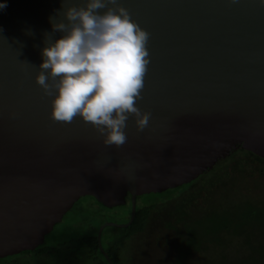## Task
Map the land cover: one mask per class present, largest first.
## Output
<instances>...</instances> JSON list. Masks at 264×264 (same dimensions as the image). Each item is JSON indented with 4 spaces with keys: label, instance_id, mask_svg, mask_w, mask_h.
Wrapping results in <instances>:
<instances>
[{
    "label": "water",
    "instance_id": "1",
    "mask_svg": "<svg viewBox=\"0 0 264 264\" xmlns=\"http://www.w3.org/2000/svg\"><path fill=\"white\" fill-rule=\"evenodd\" d=\"M5 2V0H0ZM81 0H69L79 4ZM0 10V259L32 251L80 198L106 208L177 188L240 148L264 159V0H120L150 33L138 107L152 114L105 147L81 119H51L35 82L63 0H6ZM68 6L67 4L64 5ZM32 34L29 35L28 33Z\"/></svg>",
    "mask_w": 264,
    "mask_h": 264
},
{
    "label": "clouds",
    "instance_id": "2",
    "mask_svg": "<svg viewBox=\"0 0 264 264\" xmlns=\"http://www.w3.org/2000/svg\"><path fill=\"white\" fill-rule=\"evenodd\" d=\"M6 7V0L0 2V10ZM57 13L62 18L53 22L50 17L52 31L63 35L53 40L45 34L47 46L35 76L43 94L52 97L51 119L72 124L79 118L105 147L122 148L130 117L138 133L152 119L151 112L137 106L149 71L150 33L120 0H63Z\"/></svg>",
    "mask_w": 264,
    "mask_h": 264
},
{
    "label": "trees",
    "instance_id": "3",
    "mask_svg": "<svg viewBox=\"0 0 264 264\" xmlns=\"http://www.w3.org/2000/svg\"><path fill=\"white\" fill-rule=\"evenodd\" d=\"M236 158L251 162L255 168L264 164V159L237 148L185 185L144 195L148 196L145 198L148 202L143 205L137 204L136 197L134 216L126 227H104L101 230L99 245L110 262L130 264L128 253L132 239L146 230L154 216L166 206L179 203L182 198L193 199L194 194H201L202 188L212 182L210 179L218 177L214 173ZM83 199L91 200L94 207L79 215L77 210L74 211L78 199L37 248L1 258L0 264H108L98 250L97 230L105 223L115 224L113 220L121 222L116 225L126 224L130 204L126 202L118 206L128 208L126 218L120 220L110 213L115 209L106 208L91 197ZM68 213H71L69 221L59 228ZM162 227L176 234L172 264H190L193 254L199 255L194 264H264V194L224 208L216 206L214 210H205L193 218H189L184 209H178ZM55 228L58 232L51 235ZM54 237L60 241L50 240Z\"/></svg>",
    "mask_w": 264,
    "mask_h": 264
},
{
    "label": "rangeland",
    "instance_id": "4",
    "mask_svg": "<svg viewBox=\"0 0 264 264\" xmlns=\"http://www.w3.org/2000/svg\"><path fill=\"white\" fill-rule=\"evenodd\" d=\"M214 174H218V177L210 179L212 182L202 188L201 194H194L193 199L191 197L182 198L179 203L166 206L164 210L154 216L143 233L132 239V248L128 253V258L131 259L130 264H172L176 234L173 231L164 229L162 224L164 221L170 220L178 209H184L188 217L193 218L205 210H214L216 206L224 208L238 201L264 194V164H258L255 168L251 165V162L247 163L236 158L232 163L227 164ZM146 197L148 196H138L137 204L143 205L148 202L145 199ZM81 199L74 208V211L77 210L79 215L81 212L87 211L85 209L94 207L91 200ZM113 209L115 210L110 211L113 217L120 220L126 218L127 207ZM70 216L71 213L66 215L59 228L65 226ZM113 222L121 224L118 220H113ZM57 228L54 229L51 235L58 232ZM50 240L60 241L57 237ZM198 256L193 254L189 263L194 264Z\"/></svg>",
    "mask_w": 264,
    "mask_h": 264
}]
</instances>
